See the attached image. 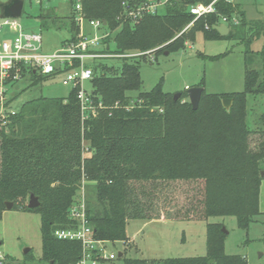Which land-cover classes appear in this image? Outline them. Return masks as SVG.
I'll use <instances>...</instances> for the list:
<instances>
[{
  "label": "trees",
  "instance_id": "1",
  "mask_svg": "<svg viewBox=\"0 0 264 264\" xmlns=\"http://www.w3.org/2000/svg\"><path fill=\"white\" fill-rule=\"evenodd\" d=\"M212 1L170 0L164 12L147 13L133 24L128 11L149 0H83L86 17L102 20L109 32L102 44L91 50L107 56L88 63L93 70L89 95L95 106L102 104L98 114L83 120L78 86L65 98L27 100L7 124L0 122V220L6 202H13V209L39 213L43 260L80 264L82 242L59 238L55 232L78 228V221L70 218V209L83 180L94 183L92 195L85 201L86 215L94 237L105 245H128V220L140 205L135 187L143 182L203 181L204 219L199 220L234 216L240 228L249 229L262 213L264 113L257 126L251 127L248 95L262 98L264 107V44L252 48L264 35V20H248L240 4L218 0L216 13L198 18L186 29L195 18L190 6ZM38 9L42 29L68 31L62 45L78 41L80 29L70 7ZM224 16L229 27L225 36L217 29ZM197 32L207 39L232 38L245 43L242 91L208 93L203 79L197 85L203 87L199 107L194 109L187 93L181 92L175 100L165 92L163 79L150 91H140V60L115 56L133 50L163 53L185 49L186 41H195ZM115 57L122 60L118 66L103 60ZM30 75L34 84L53 77L37 79L32 71ZM18 81H10V86ZM133 91L139 92L136 97L130 95ZM17 96L14 93L11 100ZM223 98L233 100L229 111ZM255 133L263 135L257 149L250 142ZM83 140L88 141L90 156H83ZM31 194L40 200L36 208L28 206ZM223 227L222 222L207 223L204 256L148 259L130 257L123 251L117 259L122 264H247L240 255L225 252L227 233ZM96 258L102 264L108 261Z\"/></svg>",
  "mask_w": 264,
  "mask_h": 264
},
{
  "label": "rangeland",
  "instance_id": "2",
  "mask_svg": "<svg viewBox=\"0 0 264 264\" xmlns=\"http://www.w3.org/2000/svg\"><path fill=\"white\" fill-rule=\"evenodd\" d=\"M5 1L8 0H0ZM24 1L23 14L18 19L25 29L42 33L45 51L60 48L62 42L69 36L68 31L42 29L40 19L37 17L38 6L30 0ZM234 2L242 6L248 20H264V0ZM58 11L61 13L63 10L58 7ZM160 11L164 12L165 6L160 7ZM84 31L94 35L107 33L108 30L103 27L97 30L85 23ZM5 33L10 34V31L0 30V36ZM263 44L264 35L252 44V48L260 49ZM155 51L133 50L128 53L134 54L127 57L131 58L130 60H140L142 78L140 91H150L162 79L164 91L173 95L179 92L188 94V90L196 87L203 79L204 88L208 93L226 94L240 92L244 88L245 43L242 41L232 38L207 39L201 32H197L196 40H187L185 49L163 53ZM103 60L115 66L122 63V60L116 57ZM39 76L37 74L34 77ZM84 88L91 89L89 80L84 82ZM71 89L72 85H65L61 75L35 84L33 78L28 75L11 87L10 93L18 94L14 99L15 107L18 108L27 100L39 96L65 98ZM138 93L133 91L130 95L136 97ZM248 108V122L251 127H255L259 116L264 113L263 99L248 95ZM262 138L263 135L260 133L253 134L250 138L251 147L257 149ZM83 146V156H90L87 140H83ZM93 184L90 181H82L81 189L76 194L77 202L81 198L86 201L92 195ZM135 188L140 205L137 212L132 211L128 220L127 234L130 236L128 245L123 242L107 243L108 252L118 254L121 250L126 251L127 256L148 259L204 256L207 253V223L222 222L227 230L225 252L240 255L245 258L247 264H264V177L260 186L262 213L250 224L249 229L240 228L234 216L199 220L204 219L203 181L158 180L137 184ZM40 228L39 213L7 209L0 220V251L7 255L12 264H50L42 259ZM27 250L29 252L26 253ZM103 264H122V261L116 257Z\"/></svg>",
  "mask_w": 264,
  "mask_h": 264
},
{
  "label": "built area",
  "instance_id": "3",
  "mask_svg": "<svg viewBox=\"0 0 264 264\" xmlns=\"http://www.w3.org/2000/svg\"><path fill=\"white\" fill-rule=\"evenodd\" d=\"M37 6L64 5L70 7L80 32L77 42L66 43L54 51H45L43 48L44 41L41 32L29 31L19 21V17H1L0 30L7 29L9 33L0 36V122L5 125L11 115L16 114L17 108L14 100H11L13 94L10 93V81L21 80L23 70L27 76H31L32 71L40 76H63L65 85L80 87L78 98L81 104L82 118L88 119L91 115L98 114V107L95 106L90 97V90L84 88V82L93 77V70L89 66L92 59L105 57L107 55L91 51L99 47L103 39L109 34L95 33L88 34L84 31V24L88 23L93 28L100 30L103 27V21L100 19H89L85 15L83 0H30ZM170 0H149L130 11L127 16L136 23L145 14H155L160 7L165 6ZM213 0L209 4L197 3L190 6V11L195 15L194 20L187 26L191 27L195 20L202 16L216 13L215 3ZM234 2V0H227ZM125 4V2L123 3ZM223 23L227 25L228 18H222ZM234 22L238 19L234 17ZM228 26V25H227ZM186 28V29H187ZM134 54H120L115 56L130 57ZM138 55V54H135ZM70 218L79 223L77 229L57 230L55 234L59 238L78 239L82 242L83 253L80 264H98L97 256L105 259H114L118 256L115 252H108L107 245L102 240L94 237V230L89 225L86 215V202L84 198L76 201L70 209ZM0 264H9L7 255L0 251Z\"/></svg>",
  "mask_w": 264,
  "mask_h": 264
},
{
  "label": "water",
  "instance_id": "4",
  "mask_svg": "<svg viewBox=\"0 0 264 264\" xmlns=\"http://www.w3.org/2000/svg\"><path fill=\"white\" fill-rule=\"evenodd\" d=\"M24 0H8L5 2H0V17H20L23 14V9H24ZM104 23H106L104 21ZM217 29L221 33V35L225 36L229 33V27L226 24H220L217 25ZM203 92V87L196 86L193 88H190L188 90V96L189 100L193 106L194 109H197L199 107V103L201 100ZM181 96V92L176 93L174 95V99L177 100ZM232 98H223L222 103L223 106L229 111L231 106H232ZM264 175V171L261 173ZM157 175H159V172H157ZM7 209H12L14 206L13 202H6ZM40 205V200L37 196L34 194H31L28 206L30 208H36ZM224 232L227 233V230L225 227L222 228ZM29 252V250L26 251V253ZM123 255V251L119 250L118 251V256L121 257Z\"/></svg>",
  "mask_w": 264,
  "mask_h": 264
},
{
  "label": "crops",
  "instance_id": "5",
  "mask_svg": "<svg viewBox=\"0 0 264 264\" xmlns=\"http://www.w3.org/2000/svg\"><path fill=\"white\" fill-rule=\"evenodd\" d=\"M181 222H184V221H181ZM191 222H193V221H191ZM195 222H197V221H195ZM165 223V222H164ZM130 237V236H129Z\"/></svg>",
  "mask_w": 264,
  "mask_h": 264
}]
</instances>
